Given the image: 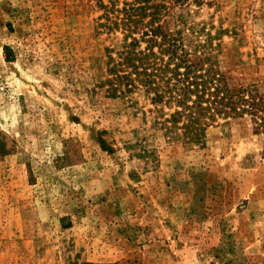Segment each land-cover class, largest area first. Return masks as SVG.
<instances>
[{
    "label": "rangeland",
    "instance_id": "rangeland-1",
    "mask_svg": "<svg viewBox=\"0 0 264 264\" xmlns=\"http://www.w3.org/2000/svg\"><path fill=\"white\" fill-rule=\"evenodd\" d=\"M189 1L264 91V0ZM98 15L0 0V264H264V134L245 117L188 144L168 108L109 95L122 35Z\"/></svg>",
    "mask_w": 264,
    "mask_h": 264
},
{
    "label": "trees",
    "instance_id": "trees-1",
    "mask_svg": "<svg viewBox=\"0 0 264 264\" xmlns=\"http://www.w3.org/2000/svg\"><path fill=\"white\" fill-rule=\"evenodd\" d=\"M92 3L99 14L97 30L122 35L103 83L109 95L129 99L137 94L161 106L159 112L168 108L163 123L188 144L201 145L209 127L245 117L264 134V91L256 84H235L222 65L217 33L190 20L189 0Z\"/></svg>",
    "mask_w": 264,
    "mask_h": 264
}]
</instances>
